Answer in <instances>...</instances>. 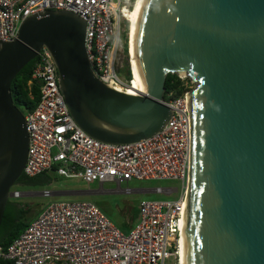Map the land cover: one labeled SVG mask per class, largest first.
I'll use <instances>...</instances> for the list:
<instances>
[{
    "label": "water",
    "instance_id": "95a60500",
    "mask_svg": "<svg viewBox=\"0 0 264 264\" xmlns=\"http://www.w3.org/2000/svg\"><path fill=\"white\" fill-rule=\"evenodd\" d=\"M84 21L66 10L26 17L0 41V221L25 162L27 133L9 86L45 47L74 122L120 144L171 114L166 74L186 77L189 110L184 264H264V0H136L131 53L142 93L102 83L89 67Z\"/></svg>",
    "mask_w": 264,
    "mask_h": 264
},
{
    "label": "built area",
    "instance_id": "2783aa9c",
    "mask_svg": "<svg viewBox=\"0 0 264 264\" xmlns=\"http://www.w3.org/2000/svg\"><path fill=\"white\" fill-rule=\"evenodd\" d=\"M134 2V0H133ZM130 0H0V41L17 36L21 22L45 10H66L84 21L83 46L90 69L112 89L142 93L128 59V29L122 9ZM125 56L124 62L121 56ZM26 82L37 84L34 107L22 113L27 150L21 175L54 173L56 176L96 181L172 179L176 187L155 186L148 191L174 199H141L136 219L120 232L87 200H50L42 205L24 229L0 248L8 264H183L184 208L188 180L189 110L187 92L174 97L170 91L162 103L171 114L154 134L133 142L112 144L87 135L72 119L57 83L51 54L41 47ZM181 79L186 77L180 76ZM187 79V78H186ZM135 81V83H134ZM132 95V94H130ZM128 191V189H126ZM43 197L53 191L43 189ZM22 192L10 189L8 198Z\"/></svg>",
    "mask_w": 264,
    "mask_h": 264
},
{
    "label": "rangeland",
    "instance_id": "374dc122",
    "mask_svg": "<svg viewBox=\"0 0 264 264\" xmlns=\"http://www.w3.org/2000/svg\"><path fill=\"white\" fill-rule=\"evenodd\" d=\"M130 6L133 0H130ZM123 31L120 35V41L124 44ZM126 55L121 56L124 62ZM180 77V76H179ZM20 110V109H19ZM23 113V110H20ZM49 182L35 184L15 183L10 189H16L22 192V196L16 198L22 205L28 206L27 216H32L45 203L50 200H87L93 203L111 223L123 233L129 230V225L135 222L137 205L141 199H174L177 192L171 195L155 194L148 189L159 187H176L179 189V182L172 179H149V180H130L119 184L115 182H103L98 184L96 181L84 183L79 179H70L56 176L54 173H48ZM48 189L51 191H61L62 193L50 197H43L40 191ZM128 189V191H126Z\"/></svg>",
    "mask_w": 264,
    "mask_h": 264
},
{
    "label": "trees",
    "instance_id": "16d2710c",
    "mask_svg": "<svg viewBox=\"0 0 264 264\" xmlns=\"http://www.w3.org/2000/svg\"><path fill=\"white\" fill-rule=\"evenodd\" d=\"M124 39V50H125V34ZM36 59H32L27 62L11 80L9 91L12 99V103L20 110L26 111L34 107L38 99V87L37 84L31 82L29 86L26 82L30 78V72ZM188 79H181L176 74H166L164 79V93L163 98L171 91L174 97L179 96L185 87L183 82ZM189 83V82H188ZM19 184H35V183H48L49 177L46 173H41L31 177H25L20 175L16 181ZM40 209V208H39ZM39 209L32 216H27L28 206L22 205L15 199L8 198L2 218L0 221V248L4 250L6 246L24 229L27 223L34 217ZM8 261L0 259V264H8Z\"/></svg>",
    "mask_w": 264,
    "mask_h": 264
},
{
    "label": "bare ground",
    "instance_id": "6f19581e",
    "mask_svg": "<svg viewBox=\"0 0 264 264\" xmlns=\"http://www.w3.org/2000/svg\"><path fill=\"white\" fill-rule=\"evenodd\" d=\"M135 2L136 0H134V2L132 3L131 8L129 9H122L123 12V16L125 17V19L128 21V29H127V36H128V59H129V63L134 71V75L137 77L135 70H134V65H133V60H132V53H131V24H132V18H133V12H134V7H135ZM138 78V77H137ZM139 80V78H138ZM135 83V81H134ZM140 88L141 85H140ZM127 93L134 95L135 93L133 91H127ZM183 239V236H182ZM182 254H183V264H184V245L182 246Z\"/></svg>",
    "mask_w": 264,
    "mask_h": 264
},
{
    "label": "crops",
    "instance_id": "0c3cea01",
    "mask_svg": "<svg viewBox=\"0 0 264 264\" xmlns=\"http://www.w3.org/2000/svg\"><path fill=\"white\" fill-rule=\"evenodd\" d=\"M53 193H57V194H60V193H62L61 191H53ZM54 195V194H53ZM131 225V224H130ZM129 225V226H130Z\"/></svg>",
    "mask_w": 264,
    "mask_h": 264
}]
</instances>
